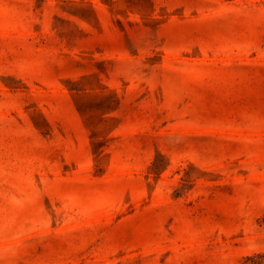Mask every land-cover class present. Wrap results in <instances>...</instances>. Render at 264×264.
I'll use <instances>...</instances> for the list:
<instances>
[{
    "label": "rangeland",
    "instance_id": "374dc122",
    "mask_svg": "<svg viewBox=\"0 0 264 264\" xmlns=\"http://www.w3.org/2000/svg\"><path fill=\"white\" fill-rule=\"evenodd\" d=\"M256 253L264 0H0V264Z\"/></svg>",
    "mask_w": 264,
    "mask_h": 264
},
{
    "label": "trees",
    "instance_id": "16d2710c",
    "mask_svg": "<svg viewBox=\"0 0 264 264\" xmlns=\"http://www.w3.org/2000/svg\"><path fill=\"white\" fill-rule=\"evenodd\" d=\"M253 264H263L264 262V253H256L250 257Z\"/></svg>",
    "mask_w": 264,
    "mask_h": 264
}]
</instances>
